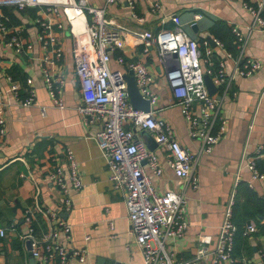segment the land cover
<instances>
[{
  "label": "crops",
  "instance_id": "0c3cea01",
  "mask_svg": "<svg viewBox=\"0 0 264 264\" xmlns=\"http://www.w3.org/2000/svg\"><path fill=\"white\" fill-rule=\"evenodd\" d=\"M86 1L93 5L103 2ZM133 1L134 11L142 17L140 23L129 15L125 0H116L106 9V19L122 32L118 45L109 54L108 67L126 72L130 62L138 60L145 64L152 76L149 88L156 94L153 116L166 121L179 144L195 155L196 189L174 175L155 142L151 151L157 157L160 174L153 175L147 164L141 162L155 192H178L186 200V228L180 237L167 238L165 248L176 262L191 258L198 247L211 250L230 191L242 182L262 201V216L254 221L256 231L246 235L245 244L239 246L240 256L218 264H264V179H252L247 167L252 158L255 169L264 174V28L250 27V16L242 6L243 1H261L264 17V0H158V12L149 9L148 0ZM171 13L178 16L179 27L196 39L199 49L201 40L211 37L209 29L215 21L237 27L245 39L243 58L259 61L256 70L249 75L236 74L230 82L220 107L225 128L207 154L200 151L197 138L186 134L184 118L165 76V63L155 47L143 50L141 42L134 39L133 33L138 29L154 32L171 28ZM0 17L6 27L5 32L0 31V90L5 102L4 131L0 135V224L23 229L22 214L29 209L33 229L37 233L45 231L47 224L34 209L37 204L56 211L70 225V239L65 243L60 240L62 243L70 248H86L83 262L69 257L67 264H143L129 232L120 193L107 180L106 164L94 137L100 123L85 122L76 109L79 96L72 37L63 14L60 10L43 11L38 6L18 9L0 5ZM40 19L52 22L61 48L59 58L51 66L53 75L62 79L61 107L49 95L37 63L46 54L36 38ZM14 29L24 42L30 43L29 49L15 52L6 44ZM212 54L222 56L217 48H213ZM117 56L122 58L121 62L116 60ZM231 67L232 61L225 59V69L229 71ZM7 73L17 82L19 97H24L29 87L33 89L32 103L23 105L15 99L7 89ZM140 130L136 129L138 136ZM66 150L72 153L80 187L71 190L70 205L65 210L60 190L48 179V173L55 165L67 172ZM28 257L13 232L0 238L1 264H23Z\"/></svg>",
  "mask_w": 264,
  "mask_h": 264
},
{
  "label": "built area",
  "instance_id": "2783aa9c",
  "mask_svg": "<svg viewBox=\"0 0 264 264\" xmlns=\"http://www.w3.org/2000/svg\"><path fill=\"white\" fill-rule=\"evenodd\" d=\"M115 1L103 0L102 4L93 5L86 0H0V5H11L18 9L38 6L43 11L60 10L63 14L72 37V62L79 96L76 109L85 122L97 120L100 123L94 137L106 164L107 180L111 187L120 193L129 232L140 250L143 264H203L204 260L207 264H218L226 260L231 262L235 232V225L231 220L234 188L231 189L225 204L211 250L198 247L191 258L176 262L173 254L165 248L167 238L180 237L186 228V200L178 192L168 190L157 193L153 190L148 176L142 170L141 162H145L152 174L157 176L160 174L157 157L145 146L136 129H142L153 137L163 152L164 163L177 178L189 184L192 189L198 186L194 173L195 155L179 144L166 121L153 116L152 105L156 101V94L149 88L152 76L145 64L136 60L128 66L132 70L138 91L148 100L147 111L134 108L130 104L124 71L108 67L109 54L118 45L122 34L121 30L112 26L105 17L108 5ZM125 2L129 15L140 23L142 17L134 11V1ZM148 5L153 12L161 10L158 0H148ZM242 6L250 16V27L264 28L261 1L254 4L243 1ZM169 18L173 22L171 28H160L154 32L138 29L133 33L134 39L141 42L143 50L150 46L155 47L159 59L165 63V76L171 95L184 118L186 134L197 138L200 151L207 154L225 128V118L220 107L230 82L236 74L249 75L256 70L259 61L243 58L245 39L237 27H230L235 39L234 53L226 50L214 37L201 40V52L196 39L179 27L178 16L171 13ZM4 24L0 17L1 32H5ZM38 25L36 38L46 50V54H43L37 63L49 95L61 107L62 79L51 72V66L61 54V48L52 22L49 19H40ZM6 44L15 52L30 48V43L24 42L15 29L7 37ZM213 48H217L222 55L218 56L214 68L211 59ZM227 58L232 61L229 71L225 69ZM116 60L121 62L122 58L117 56ZM203 73L210 77L214 85L215 89L211 93L205 86ZM5 80L7 89L20 104L32 103V88L27 89L24 97H19L17 82L8 73L5 74ZM4 104L0 90V135L4 131ZM65 162L67 172L55 165L48 173V179L60 190L66 210L70 205V192L77 190L80 182L70 150L65 151ZM247 167L252 179H264V174L255 169L252 158L248 160ZM34 209L45 220V231L37 233L33 229L32 212L25 209L22 214L23 229L18 230L14 224H0V238H4L8 232H13L22 252H30L37 264H67L69 257L79 263L83 262L87 254L84 246L70 248L64 244L70 239V225L50 208H41L35 204ZM255 231L256 224L254 220L249 219L243 227L242 235ZM84 239L87 240V236ZM26 241L29 242L28 249L25 247ZM23 264L27 262L24 261Z\"/></svg>",
  "mask_w": 264,
  "mask_h": 264
},
{
  "label": "trees",
  "instance_id": "16d2710c",
  "mask_svg": "<svg viewBox=\"0 0 264 264\" xmlns=\"http://www.w3.org/2000/svg\"><path fill=\"white\" fill-rule=\"evenodd\" d=\"M209 34L211 37L218 39L222 46L234 53L235 52V39L231 32L230 26L224 21H215L210 29ZM202 48L200 50L202 51ZM218 56H213L211 54V59L213 61V68L216 66ZM241 201H240V200ZM263 204L262 201L255 197V194L246 187V184L240 182L236 183L233 203L231 206V220L235 225L233 248L231 251V258H236L240 256L239 246L245 244V236L242 235V230L245 223L249 219L257 220L262 216Z\"/></svg>",
  "mask_w": 264,
  "mask_h": 264
},
{
  "label": "water",
  "instance_id": "95a60500",
  "mask_svg": "<svg viewBox=\"0 0 264 264\" xmlns=\"http://www.w3.org/2000/svg\"><path fill=\"white\" fill-rule=\"evenodd\" d=\"M207 38H210V37L208 36ZM123 77H124L125 82H126V93H127L128 100H129L130 104L134 108H138V109H141L143 111H147L149 108L148 100L145 97H143L141 95V93L138 91L136 84L134 82L132 70L128 69L126 72H124ZM203 80H204V83H205V86H206L208 92H210V93L213 92L215 89L214 85L211 82L210 77L206 73H203ZM138 134H139V136L142 137L145 146L149 150H152L155 146V143L153 141L152 136L149 135L144 130H140ZM25 247H26V249L29 248V242L28 241L25 242ZM27 255L29 256L27 259V264H37L36 262H34L33 258L31 257L30 252H27Z\"/></svg>",
  "mask_w": 264,
  "mask_h": 264
}]
</instances>
